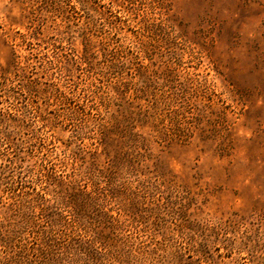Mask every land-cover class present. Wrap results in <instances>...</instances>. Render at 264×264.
<instances>
[{
    "label": "rangeland",
    "instance_id": "obj_1",
    "mask_svg": "<svg viewBox=\"0 0 264 264\" xmlns=\"http://www.w3.org/2000/svg\"><path fill=\"white\" fill-rule=\"evenodd\" d=\"M0 264H264V0H0Z\"/></svg>",
    "mask_w": 264,
    "mask_h": 264
}]
</instances>
